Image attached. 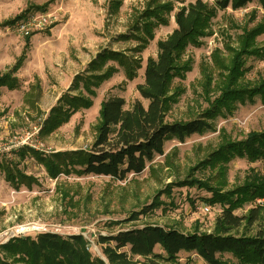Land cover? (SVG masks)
Instances as JSON below:
<instances>
[{"label": "rangeland", "instance_id": "374dc122", "mask_svg": "<svg viewBox=\"0 0 264 264\" xmlns=\"http://www.w3.org/2000/svg\"><path fill=\"white\" fill-rule=\"evenodd\" d=\"M47 1L0 0V75L11 72L20 62L15 73L20 80L19 88H1L0 145L8 150L0 151V162L12 160L21 171L35 179L31 187L21 185L15 189L0 170V235L14 233L2 244L15 236L34 237L40 232L64 236L80 233L90 242L92 254L102 256L99 235H112L123 228L154 224L176 227L184 232L213 231L222 209L219 205L204 204L202 198L210 195L206 190L177 184L171 187L170 193L165 190L172 183L204 176L197 164L217 148L223 134L239 141L250 132L264 130V103L259 98L254 103L240 105L226 118H218L215 131L193 134L185 142L166 141L164 155H157L142 173L129 174L125 179L76 173L52 177L30 153L32 150L47 154L90 149L96 136L101 102L106 98L123 97L125 108H131L136 100L146 107L149 101L142 98L137 85L144 82L147 59L157 57V41L165 39L176 27L174 13L177 8L195 0H184V3L172 0L175 11L165 15L169 24H160L155 29L154 40L139 52L136 51L140 48L138 40L133 36L135 19L150 0H123L115 11H112L111 0H55L45 11L36 8ZM158 3L159 0L153 6ZM33 12H51L56 22L44 31L24 36L13 29L15 23L4 24L21 14L23 18ZM263 16L264 10L256 2L238 10L229 7L218 12L213 19L211 35L203 38L200 47L189 46L186 50V56L193 60L192 69L186 79L176 78L174 82V86L185 87L186 92L167 113V122L195 118L207 106L201 97L200 85L204 80L201 73L204 68L211 71L214 78L210 95L214 98L218 94L219 77L213 64V51L219 49V56L227 62L229 55L225 43L236 46L241 27L253 26ZM256 40L258 46H263L264 33ZM107 50L140 58L137 76L127 79L123 68L115 64L118 71L97 89L90 108L79 110L54 132L41 134L40 125L72 86L75 76L83 73L98 53ZM246 69V82L264 79V58H248ZM26 137L29 139L22 144ZM15 144L20 146L15 147ZM23 148L27 149L24 157L18 155ZM228 168V188H232L244 182L251 168L264 173V159L251 163L235 158L228 163ZM156 197L161 202L159 207L142 213L153 205ZM249 207L236 210V214L245 213ZM134 213L138 217L136 220L125 221ZM119 221L121 223L117 224ZM155 251L160 249L157 247ZM179 258L181 264H208L193 252H180ZM225 258L237 263L230 254Z\"/></svg>", "mask_w": 264, "mask_h": 264}, {"label": "trees", "instance_id": "16d2710c", "mask_svg": "<svg viewBox=\"0 0 264 264\" xmlns=\"http://www.w3.org/2000/svg\"><path fill=\"white\" fill-rule=\"evenodd\" d=\"M54 1L48 0L36 8L45 11ZM156 1L150 0L147 8L135 19L133 36L140 46L138 52L154 40L155 29L160 24H169L165 15L175 11L172 0H159L158 5L153 6ZM178 1L184 3V0ZM111 2L112 11H115L123 0ZM252 2L264 10V0H195L177 8L174 13L176 27L165 39L157 41V57L147 59L144 82L137 85L142 98L149 101L146 107L136 100L131 108H125L123 97L106 98L101 102L96 136L90 149L47 154L32 150L30 153L52 177L76 173L125 179L129 174L142 173L157 155H164L166 141L185 142L193 134L215 131L217 119L232 115L240 105L254 103L257 98L264 103V79L255 83L244 80L247 59L264 58V45L258 46L256 40L264 33L263 16L253 26L241 27L236 46L225 43L229 55L227 62L219 56V49L213 51V64L219 77L218 94L214 98L210 95L214 78L211 71L204 68L200 96L207 106L198 116L166 121L167 113L186 92L185 87L174 86V82L176 78L186 79L192 69L193 60L186 56L187 48L200 47L203 38L211 35L213 19L220 10L229 7L238 10ZM18 17L4 24L13 25ZM115 64L123 68L127 79L132 80L141 68V59L111 50L98 53L50 109L40 125V133L48 135L67 123L79 110L90 108L97 89L118 71ZM19 68L20 62L11 72L0 75V93L2 87L9 90L19 88L20 80L15 75ZM221 139L217 148L197 164L204 176L172 183L165 190L170 193L175 184L206 190L210 195L202 198L204 204L219 205L222 209L213 231L194 229L184 232L176 227L154 224L123 228L112 235H99L102 256L92 254L90 242L80 233L64 236L56 232H40L34 237L15 236L0 245V264H181L180 252L196 253L208 264H264V173L251 168L242 184L228 188L230 161L243 158L253 163L264 159V130L250 132L239 141L230 140L225 134ZM26 154V148L18 153L22 157ZM0 170L15 189L21 185L29 188L35 181L12 160L0 162ZM157 200L158 197L142 213L159 207L161 202ZM247 205L250 207L245 213L236 214V210ZM137 218L134 213L125 221ZM157 247L159 252L155 251ZM226 254L235 258L237 263L226 259Z\"/></svg>", "mask_w": 264, "mask_h": 264}, {"label": "built area", "instance_id": "2783aa9c", "mask_svg": "<svg viewBox=\"0 0 264 264\" xmlns=\"http://www.w3.org/2000/svg\"><path fill=\"white\" fill-rule=\"evenodd\" d=\"M56 22V16L51 12H33L30 13L27 17H23L18 19L14 26V30L24 36L29 34L30 32L44 31L48 27H52V25ZM29 137H26L22 144L26 142ZM15 147H19L20 144H15ZM8 150L5 145H0V151ZM13 236L14 233L10 231L9 233L0 235V245L7 240V236Z\"/></svg>", "mask_w": 264, "mask_h": 264}]
</instances>
